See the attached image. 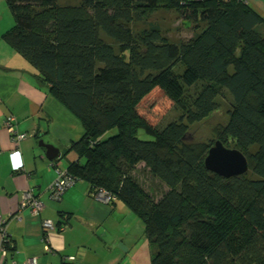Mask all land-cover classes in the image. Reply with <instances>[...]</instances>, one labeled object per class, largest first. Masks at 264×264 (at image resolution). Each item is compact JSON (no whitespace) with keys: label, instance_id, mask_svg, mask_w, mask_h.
<instances>
[{"label":"trees","instance_id":"trees-1","mask_svg":"<svg viewBox=\"0 0 264 264\" xmlns=\"http://www.w3.org/2000/svg\"><path fill=\"white\" fill-rule=\"evenodd\" d=\"M5 2L14 25L1 40L83 129L66 175L136 214L150 264H264V21L241 0ZM158 8L190 24L187 40L171 42L146 22ZM155 87L177 109L159 127L135 109ZM224 92L231 109L216 135L248 163L229 179L205 169L211 143L186 142ZM139 165L157 198L132 177Z\"/></svg>","mask_w":264,"mask_h":264},{"label":"crops","instance_id":"crops-1","mask_svg":"<svg viewBox=\"0 0 264 264\" xmlns=\"http://www.w3.org/2000/svg\"><path fill=\"white\" fill-rule=\"evenodd\" d=\"M264 21V0H241ZM30 66L0 39V231L10 242L6 264H23L36 257L40 264H150L144 225L124 203L93 198L84 181H76L58 199L48 190L56 169L79 161L69 150L83 136L78 120L60 105L33 77ZM14 119L16 145L3 126ZM53 146L49 154L38 142ZM20 154L21 169L13 168L10 152ZM27 193L42 206L37 215L20 209ZM66 225L59 226L63 219ZM44 221L53 223L45 231Z\"/></svg>","mask_w":264,"mask_h":264},{"label":"rangeland","instance_id":"rangeland-1","mask_svg":"<svg viewBox=\"0 0 264 264\" xmlns=\"http://www.w3.org/2000/svg\"><path fill=\"white\" fill-rule=\"evenodd\" d=\"M80 0H56L58 6H74ZM146 22L156 23L162 30L163 35L171 42L178 43L187 40L190 36V24L182 21L172 10H164L158 8L149 14ZM14 25L13 17L6 5L5 0H0V39L3 33L11 29ZM144 27L143 23H133L131 29L133 33L139 32ZM218 101V109L202 121L194 122L188 126L186 142L188 143H211L219 141L216 130L226 124L228 120V112L231 109L232 99L224 92L216 98ZM136 111L152 126H161L177 117V109L173 107V103L157 88H153L145 96H143L135 107ZM111 131L107 134H114ZM141 139H146L142 132H139ZM225 147V145H224ZM232 149V145H229ZM136 182L142 185L146 194L154 195L155 198L159 194H155L143 166L139 165L135 171L131 173ZM165 188L162 190V193Z\"/></svg>","mask_w":264,"mask_h":264},{"label":"built area","instance_id":"built-area-1","mask_svg":"<svg viewBox=\"0 0 264 264\" xmlns=\"http://www.w3.org/2000/svg\"><path fill=\"white\" fill-rule=\"evenodd\" d=\"M3 126L10 135V141L13 144L16 145L19 141H21L24 138V135H16L14 131V119L12 117H6L3 121ZM15 145L13 150L10 152V158L12 160L13 168L17 170V169H21V162H20V154L18 148H16ZM74 183L75 181L66 175V170L63 171L60 170L59 168L56 169V178L48 188L51 198L58 200L62 196V194L68 188H70ZM92 196L94 199L104 204H108L112 200V197L107 192L102 190H99L96 194ZM25 208L29 209L31 213L37 215L38 213H40L42 206L38 200L32 197L31 193H27L23 198V200L21 201V205H20V209H25ZM2 223L3 221L0 219V231H3ZM53 225L54 224L51 223L50 221H44L42 223V228L45 231H47L52 229ZM4 238L2 236V243L0 246V264H6L4 261V256H5L4 254L5 251L3 248ZM23 264H40V262L38 258L32 257L27 259Z\"/></svg>","mask_w":264,"mask_h":264},{"label":"water","instance_id":"water-1","mask_svg":"<svg viewBox=\"0 0 264 264\" xmlns=\"http://www.w3.org/2000/svg\"><path fill=\"white\" fill-rule=\"evenodd\" d=\"M39 147L46 150L47 157L51 158L58 150L53 146L38 142ZM53 155H49V154ZM204 167L210 173L224 179L243 176L248 171V163L242 153L236 149L226 148L220 141L212 144L204 159Z\"/></svg>","mask_w":264,"mask_h":264}]
</instances>
